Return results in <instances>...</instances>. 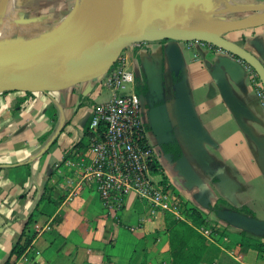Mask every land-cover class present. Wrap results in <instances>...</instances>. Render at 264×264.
Segmentation results:
<instances>
[{
	"label": "crops",
	"instance_id": "obj_1",
	"mask_svg": "<svg viewBox=\"0 0 264 264\" xmlns=\"http://www.w3.org/2000/svg\"><path fill=\"white\" fill-rule=\"evenodd\" d=\"M69 2L5 0L0 16L7 17L5 28L14 14L19 25L27 24L21 35H37L58 22V7ZM227 2L231 8L264 5ZM77 5L80 12L85 7L82 0ZM81 24L62 42L92 28ZM224 37L264 66V23ZM121 63L133 76L121 91L136 94L137 84L145 87L136 95L156 180L165 181L185 209L202 215L204 222L194 227L211 230L198 264H264V249L256 248L264 233L230 224L213 209L244 207L264 221V105L252 67L205 42L171 39L131 44L104 75L64 89L0 92V264H172L168 230L178 219L133 192L120 210L107 209L95 182L84 176L100 133L90 127L92 110L111 97L104 78ZM174 142L176 159L173 148L164 150ZM27 238L23 253L12 255Z\"/></svg>",
	"mask_w": 264,
	"mask_h": 264
},
{
	"label": "water",
	"instance_id": "obj_2",
	"mask_svg": "<svg viewBox=\"0 0 264 264\" xmlns=\"http://www.w3.org/2000/svg\"><path fill=\"white\" fill-rule=\"evenodd\" d=\"M215 8L214 0H120L108 21L93 26L92 31L66 42H62L63 33L53 34L43 43L21 45L18 53L0 56V92L53 91L92 80L104 75L127 46L162 39L198 40L225 50L252 67L264 90L263 64L220 34L259 23L264 11L241 19L240 25L222 27L212 36L190 25L196 13L209 22ZM45 50L49 51L41 53ZM216 213L243 230L264 233V221L235 210L217 209Z\"/></svg>",
	"mask_w": 264,
	"mask_h": 264
},
{
	"label": "built area",
	"instance_id": "obj_3",
	"mask_svg": "<svg viewBox=\"0 0 264 264\" xmlns=\"http://www.w3.org/2000/svg\"><path fill=\"white\" fill-rule=\"evenodd\" d=\"M252 74V84L264 105L261 82ZM131 81L132 73L123 63L105 75L104 84L111 88L112 95L93 107L90 127L100 133L90 145L92 159L84 169V176L95 182L107 209L120 210L125 196L133 192L139 199L166 211L175 219L187 220L181 200L162 181L156 180L151 170L155 153L146 139L140 98L121 91ZM194 228L205 239L212 240L208 227Z\"/></svg>",
	"mask_w": 264,
	"mask_h": 264
},
{
	"label": "trees",
	"instance_id": "obj_4",
	"mask_svg": "<svg viewBox=\"0 0 264 264\" xmlns=\"http://www.w3.org/2000/svg\"><path fill=\"white\" fill-rule=\"evenodd\" d=\"M233 55V54H232ZM235 56V55H234ZM237 57V56H235ZM119 56L116 58L115 64L118 60ZM238 58V57H237ZM242 60V59H241ZM243 61V60H242ZM246 63L245 61H243ZM247 64V63H246ZM248 65V64H247ZM249 66V65H248ZM252 72L255 74V77L257 80H259V77L255 73V71L251 68ZM145 90L144 86H140L137 84L135 86V92L136 94H139L141 90ZM172 150L171 158L176 159L180 155V149L177 145V143H170L166 146H164V150L167 152L170 149ZM152 172L158 171L157 166L153 163L151 166ZM164 185L165 181H162ZM213 209L216 210L219 209L217 205H214ZM235 211L242 212L246 215L254 217V214L249 211L247 208H241L236 209L232 208ZM186 212V219L187 220H175L174 223L169 228V246H170V254L172 257V264H198L202 256L206 250V247L208 245L207 240L193 227L192 223L197 220L202 219V215L195 209V208H187L185 209ZM36 214V211H33L28 221L30 222L33 218V216ZM217 214V213H216ZM201 222H204L201 220ZM30 239L27 238L26 241L21 244L20 242H17L11 250V254L15 255V257H19L23 251L26 248L27 243H29ZM256 248L260 251L264 249V243L258 242L256 244Z\"/></svg>",
	"mask_w": 264,
	"mask_h": 264
},
{
	"label": "rangeland",
	"instance_id": "obj_5",
	"mask_svg": "<svg viewBox=\"0 0 264 264\" xmlns=\"http://www.w3.org/2000/svg\"><path fill=\"white\" fill-rule=\"evenodd\" d=\"M72 1H74V0H71V2H69L68 6H66V7L63 5L59 6L58 7V16H60V15H62V16H60L58 22H55L53 25L51 24L50 26H48L47 29L41 30L40 32L37 33V35H34V32H32V31L29 33H26L24 35H21L20 32H25L23 30H26L27 24L19 25L18 23H20V22L15 21L14 20L15 15L12 14V16H13L12 24L10 25V27L7 26L9 28H5L0 33V35L2 36V38H0V43L10 42V43H15L18 45H25V46L34 45L37 43H43L47 39L51 38V36H49V35L51 33H53L55 30H57V31L55 32L54 35H57V34L59 35V34L63 33V36H62V38H63L64 35L66 36L72 29H74L76 27V23H77L76 18H75L76 7L73 5ZM226 3L228 4L227 1H226ZM118 4L120 5V0H118ZM1 5L2 4H0V6ZM7 6H8L7 9H9V5H7ZM222 9H224L223 12L219 6H216L214 11L211 13V18L215 16L216 12H220V16L223 15L222 16L223 19L221 22H227L229 20H235V19L241 20V19L246 18L248 16L256 15V14L258 15V13L263 12L264 11V5H261V4H248L247 5L246 3H241V5H238V6L235 5L234 8H228V9L222 8ZM4 18H7V17H4ZM169 18L173 19L174 17L170 16ZM2 19L3 18L0 16V23L2 22L1 21ZM261 23H264V22H259V23H256L255 25H258ZM255 25H252V26H255ZM89 31H92V29H90ZM227 32H229V31H227ZM227 32L221 31L220 34L225 36L227 34ZM48 51L49 50H45V51H42L41 53H45Z\"/></svg>",
	"mask_w": 264,
	"mask_h": 264
},
{
	"label": "bare ground",
	"instance_id": "obj_6",
	"mask_svg": "<svg viewBox=\"0 0 264 264\" xmlns=\"http://www.w3.org/2000/svg\"><path fill=\"white\" fill-rule=\"evenodd\" d=\"M82 1L84 2L85 7L80 12L78 10L77 0H76L75 18H76L77 23H76V27L72 30V32L75 30V33H78L81 30L79 28L80 23L87 24L90 27L97 26L100 24H105L108 21L109 17H111L114 10H116L118 7V0H82ZM214 1H215V5L219 6L222 12L224 10L222 8H226V9L231 8V7H228L229 6L228 4H225L227 0H220V1L214 0ZM2 7H4V5L0 6V10L4 11ZM78 12L81 13L82 15V19L80 21L77 20ZM222 16H220V12H216L215 16L212 17L209 22H206L204 20L203 14L196 13L191 19L190 25L198 26L200 27L201 31L204 34L212 36L214 32H216L218 29H221L222 27L229 28V27L240 25L243 22V20H240V19L229 20L227 22H221L223 19ZM2 18L4 20L2 19L1 20L2 22L0 23V33L5 29V24L7 23V18H4V17ZM259 22H264V18L260 20ZM0 38H2L1 35H0ZM21 48H22L21 45H18L15 43L2 42L0 43V56L14 55L18 53L21 50Z\"/></svg>",
	"mask_w": 264,
	"mask_h": 264
}]
</instances>
